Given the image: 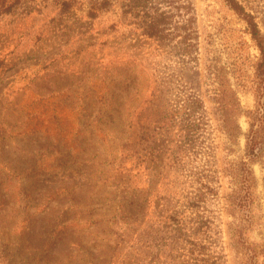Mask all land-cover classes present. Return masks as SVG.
Segmentation results:
<instances>
[{"label": "rangeland", "instance_id": "1", "mask_svg": "<svg viewBox=\"0 0 264 264\" xmlns=\"http://www.w3.org/2000/svg\"><path fill=\"white\" fill-rule=\"evenodd\" d=\"M103 1L0 0V264H264V0Z\"/></svg>", "mask_w": 264, "mask_h": 264}, {"label": "trees", "instance_id": "2", "mask_svg": "<svg viewBox=\"0 0 264 264\" xmlns=\"http://www.w3.org/2000/svg\"><path fill=\"white\" fill-rule=\"evenodd\" d=\"M110 2H111L110 0H104L103 6H97V3H94L93 6L91 7V10L89 11L90 15L96 16L99 11L103 9L106 10ZM228 2L235 9L244 10V7L241 6L237 0H228ZM175 8L181 9L180 6H175ZM125 12L131 13L128 10H126ZM149 15H150V24L148 25L149 36L158 37V38L163 37V34L161 33L164 32L166 29H168L166 25L168 24L169 20L172 19L173 16L171 10H160V8H156L152 12V14ZM250 134L251 135L248 136V147L250 148L253 154H258L262 146L257 141V135H258L257 129L254 131L252 126V130Z\"/></svg>", "mask_w": 264, "mask_h": 264}]
</instances>
